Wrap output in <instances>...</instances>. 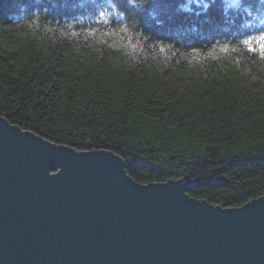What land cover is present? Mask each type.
Here are the masks:
<instances>
[{
	"label": "trees",
	"instance_id": "obj_1",
	"mask_svg": "<svg viewBox=\"0 0 264 264\" xmlns=\"http://www.w3.org/2000/svg\"><path fill=\"white\" fill-rule=\"evenodd\" d=\"M260 33L264 0H0V116L238 207L264 194Z\"/></svg>",
	"mask_w": 264,
	"mask_h": 264
},
{
	"label": "water",
	"instance_id": "obj_2",
	"mask_svg": "<svg viewBox=\"0 0 264 264\" xmlns=\"http://www.w3.org/2000/svg\"><path fill=\"white\" fill-rule=\"evenodd\" d=\"M0 116V264H264V194L221 207Z\"/></svg>",
	"mask_w": 264,
	"mask_h": 264
},
{
	"label": "snow or ice",
	"instance_id": "obj_3",
	"mask_svg": "<svg viewBox=\"0 0 264 264\" xmlns=\"http://www.w3.org/2000/svg\"><path fill=\"white\" fill-rule=\"evenodd\" d=\"M251 45V47H247L249 51H255L257 48L260 50V54L264 56V33L258 34L255 38L250 37L247 38L246 46Z\"/></svg>",
	"mask_w": 264,
	"mask_h": 264
}]
</instances>
